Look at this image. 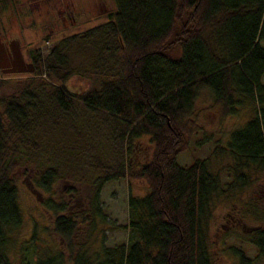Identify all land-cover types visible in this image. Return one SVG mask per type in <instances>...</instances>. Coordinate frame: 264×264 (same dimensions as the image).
<instances>
[{"label":"trees","instance_id":"1","mask_svg":"<svg viewBox=\"0 0 264 264\" xmlns=\"http://www.w3.org/2000/svg\"><path fill=\"white\" fill-rule=\"evenodd\" d=\"M113 2L106 20L60 38L44 58L38 49L30 51L35 77L0 97V264H11L5 245L21 222L15 170L35 171L31 181L46 191L64 179L73 198V186L85 183L88 168L99 174L86 204L76 208L63 197L41 201L55 213L52 230L62 248L33 264H211L204 223L209 201L221 190L218 174L204 159L176 162L196 133L192 116L202 89L224 115L247 102L253 113L231 131L227 150L237 167L264 169V0ZM72 45L80 51L87 45L95 60L90 68L105 65L110 78L76 91L68 80H85V69L66 51ZM79 106L101 116L99 128L111 142L106 162L91 153L88 140L94 139L85 138L77 121ZM140 136L152 143L149 158L128 170ZM236 166L234 181L243 189L247 181ZM125 173L145 180L148 190L127 196V241L106 246L103 230L96 235V218L104 220L99 192ZM253 243L264 256V229Z\"/></svg>","mask_w":264,"mask_h":264},{"label":"rangeland","instance_id":"2","mask_svg":"<svg viewBox=\"0 0 264 264\" xmlns=\"http://www.w3.org/2000/svg\"><path fill=\"white\" fill-rule=\"evenodd\" d=\"M114 6L113 0H0V41L20 39V50L25 61L30 59L28 53L37 49L44 58L60 38L106 20L107 12L113 10ZM87 45L85 51L76 49L75 45L66 49L68 54H72L73 63L85 69V80L75 76L68 80L76 91H84L85 86L110 78L109 72L102 67L105 65L90 68L95 60L87 56L92 53L87 50ZM84 54L87 56L85 59ZM29 77L35 76L32 72H0V79L4 81L0 84V97L14 92L16 83L21 84ZM201 91L194 102L192 116L197 124L196 133L181 148L176 162L187 166L195 159H204L210 172L218 174L221 190L209 201L208 217L204 223L211 264H245L241 259H246L248 264H264V256L253 243L257 231L264 229V169L252 165L237 167L236 160L227 150L231 131L241 127L253 110L243 101L234 113L224 115L219 105L213 104L211 95L204 89ZM76 117L85 129V138L94 139L88 140L92 143H88L92 148L91 153L106 162L111 152V142L110 146L105 143V129L99 128L102 125L101 116L79 106ZM133 147L128 170L137 169L149 158L152 143L147 136H140ZM88 163L92 166L94 158L90 157ZM235 166L244 172L247 182L243 189L234 181ZM85 173V183L73 184L77 193L69 198L66 189L70 183L64 179L56 180L46 191L31 181L35 171L25 173L21 169L15 170L11 182L16 189L21 222L11 230L5 245V254L11 264H33L35 259L62 248L61 241L52 230L55 213L46 210L41 201L50 197L57 202L63 197L69 198L76 208L81 206L82 200L86 204L92 194L91 183L99 171L88 168ZM147 190L145 180L126 173L121 179L103 184L98 202L104 220L101 222L96 218V235L100 238L103 230L104 245L113 246L127 241V230L123 228L127 219V196H142ZM85 207V211H88V206ZM61 264L69 263L64 260Z\"/></svg>","mask_w":264,"mask_h":264},{"label":"water","instance_id":"3","mask_svg":"<svg viewBox=\"0 0 264 264\" xmlns=\"http://www.w3.org/2000/svg\"><path fill=\"white\" fill-rule=\"evenodd\" d=\"M13 41L15 40H11L8 43V46L10 47L8 53L5 52L4 42L0 41V72H32L34 70L33 63L23 59L19 45L12 46ZM9 58H11V61H9Z\"/></svg>","mask_w":264,"mask_h":264},{"label":"flooded vegetation","instance_id":"4","mask_svg":"<svg viewBox=\"0 0 264 264\" xmlns=\"http://www.w3.org/2000/svg\"><path fill=\"white\" fill-rule=\"evenodd\" d=\"M11 40H15V41L12 42V46H16L18 44L19 47L21 48L20 39L10 38V39H7L6 41H4V46H5V52L6 53H8V51H9L10 47L8 46V43ZM28 60H30V59H28ZM9 61H11V58H9Z\"/></svg>","mask_w":264,"mask_h":264}]
</instances>
